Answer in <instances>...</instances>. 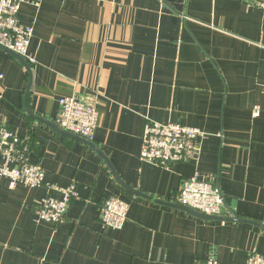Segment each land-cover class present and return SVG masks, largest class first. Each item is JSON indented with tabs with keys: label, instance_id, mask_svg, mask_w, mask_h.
<instances>
[{
	"label": "crops",
	"instance_id": "obj_1",
	"mask_svg": "<svg viewBox=\"0 0 264 264\" xmlns=\"http://www.w3.org/2000/svg\"><path fill=\"white\" fill-rule=\"evenodd\" d=\"M30 1L19 20L34 28L32 84L25 105L26 68L0 48V122L45 176L42 186L9 188L0 175V264H245L249 250L264 254L258 227L204 220L128 191L85 141L25 109L55 124L61 96L94 101L91 142L127 186L176 203L183 179L197 176L219 189L222 215L264 225V18L256 0ZM149 120L205 132L196 162H141ZM70 183L77 196L64 221L36 223V202ZM111 196L128 203L120 229L98 219Z\"/></svg>",
	"mask_w": 264,
	"mask_h": 264
},
{
	"label": "built area",
	"instance_id": "obj_2",
	"mask_svg": "<svg viewBox=\"0 0 264 264\" xmlns=\"http://www.w3.org/2000/svg\"><path fill=\"white\" fill-rule=\"evenodd\" d=\"M30 0H0V45L24 58L29 65L35 59L29 52L30 40L34 33L32 25H22L19 20L20 7ZM33 3V2H32ZM36 4V2H34ZM256 6L264 18V0H256ZM2 73L0 72V78ZM264 89V85H263ZM59 112L55 124L72 134L88 141L94 139L99 121V112L94 101L80 100L72 95L58 98ZM259 114L254 106L252 116ZM202 130L178 122H146L138 159L164 168L178 162L197 160L201 142L206 137ZM28 146L8 126L0 122V175L8 180L9 188L23 184L30 188L42 186L45 172L40 164L29 162ZM60 196L45 195L34 206L36 223L53 225L64 221L70 201L77 196L75 184L56 188ZM223 196L211 182L197 176L184 178L176 194V203L189 206L208 215L223 214ZM128 213V203L117 196L106 198L98 208V219L103 227L120 229ZM192 264H220L213 257ZM245 264H264V254L249 250Z\"/></svg>",
	"mask_w": 264,
	"mask_h": 264
},
{
	"label": "water",
	"instance_id": "obj_3",
	"mask_svg": "<svg viewBox=\"0 0 264 264\" xmlns=\"http://www.w3.org/2000/svg\"><path fill=\"white\" fill-rule=\"evenodd\" d=\"M0 48L3 49V50L9 51L12 54H14L15 56H17L19 58V60L24 64V66L26 68V71H27V73L29 75L28 84H27V87H26V90H25V93H24V100H25V105H26V100L28 98V93L30 91L31 84H32V72H31V69L29 67V64L27 63V61L24 58H22L21 56H18L17 54H15L14 52H12L11 50H9V49L1 46V45H0ZM25 109H26V112L28 113L29 116H31L32 118H34V119H36V120H38L40 122H43L44 124L50 126V128L52 130H54L55 132L59 133L60 135L69 136L71 138H76L78 140L85 141L86 144H88V146L92 147L100 155V157L105 161V163L109 166L112 175L119 182V184L122 185L128 191H130V192H132V193H134V194H136L138 196L144 197L146 199H149V200H152V201H155V202H158V203H162V204L167 205V206H170V207L179 208V209L185 211L187 214L196 216V217L201 218V219H204V220L244 222V223L252 224V225L258 227L259 229H261L264 232V225L261 224L260 222H257V221L252 220V219L237 218L236 215L233 214L230 211L228 212V214L220 215V216L208 215V214H204L202 212H199V211H197V210H195V209H193V208H191L189 206L182 205V204H179V203L166 202L164 200H160V199L154 198L152 196H149L147 194H144V193L137 192V191L133 190L132 188H130L129 186H127L124 182H122V180L120 179V177L118 176V174L114 170L112 164L106 158L105 154L97 146H95L91 141H88V140H86V139H84V138H82V137H80L78 135L72 134V133H70V132H68V131H66L64 129H61L58 126H56L55 124H52V123H50L47 120H44L43 118L34 116L32 114V112L27 108V106H25ZM223 205L226 206L224 200H223Z\"/></svg>",
	"mask_w": 264,
	"mask_h": 264
}]
</instances>
